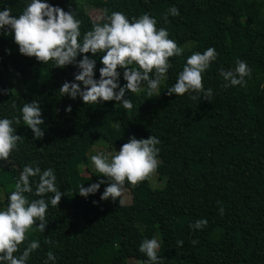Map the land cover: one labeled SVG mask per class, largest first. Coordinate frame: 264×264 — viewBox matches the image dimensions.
Here are the masks:
<instances>
[{"label":"trees","instance_id":"16d2710c","mask_svg":"<svg viewBox=\"0 0 264 264\" xmlns=\"http://www.w3.org/2000/svg\"><path fill=\"white\" fill-rule=\"evenodd\" d=\"M30 2L0 0V11L10 8L13 16H19ZM46 3L74 12L81 21V40L95 23L87 6L106 8L109 15L122 12L130 21L147 13L156 19L158 29H167L169 39L183 52L169 58L159 95L149 97L146 88L135 94L126 92L124 99L133 102L132 109L126 110L116 101L86 105L79 96L75 100L62 97L59 89L65 82H75L79 69L75 65L56 68L54 62L43 64L21 55L11 30H0V119L21 117L23 105L37 101L44 120V137L39 140L22 118L20 124L13 122L15 134L23 137L15 150L20 173L26 165L39 166L42 171L51 168L56 187L64 193L58 207L49 201L54 194L43 197L49 201L48 224L45 232L37 231L36 225L30 230V241H38L40 247L26 264H44L49 251L56 256L55 264L143 261L146 257L139 246L155 233L162 264H264V0H92L87 6L77 0ZM173 6L180 15H169L165 23L163 17ZM210 47L216 50L217 59L202 76L204 89L213 91L211 100H204L202 94L192 100L194 93L169 96L167 91L176 83L187 58ZM87 55L96 61L94 79L98 80L103 54ZM81 59L83 54L77 63ZM237 59L251 69L246 86L222 87L225 81L219 69H233ZM8 68L19 81H33L31 92L15 94L6 86L2 70ZM118 71V83L123 87L127 83L124 70ZM69 106L70 113L66 112ZM151 135L160 141L155 173L157 181H163L161 188L152 190L147 180L135 188L126 183L128 205L101 201L103 184L86 198L78 194L80 186L87 188L106 178L97 179L86 165L74 164L75 157L87 155L98 141L120 149L132 137L139 140ZM18 177L0 161V207L6 208ZM31 179L34 193L39 178ZM25 195L29 201L40 198ZM199 219L207 225L195 230L191 225ZM146 223L154 229L144 231ZM47 239L54 243H45ZM178 240L184 242L182 247ZM193 240L198 243L193 245ZM25 247L20 245L15 255Z\"/></svg>","mask_w":264,"mask_h":264},{"label":"clouds","instance_id":"9594fccd","mask_svg":"<svg viewBox=\"0 0 264 264\" xmlns=\"http://www.w3.org/2000/svg\"><path fill=\"white\" fill-rule=\"evenodd\" d=\"M169 15L179 16V9L175 6L169 8L163 17L165 23L168 22ZM96 19L103 22L94 23L81 40V21L75 17L74 12H66L42 0H31L19 16H13L10 8L0 11V30L6 27L11 30L21 55L34 57L43 64L54 62L56 68L75 65L79 69L74 76L75 82H65L59 89L62 97L67 95L75 100L79 96L86 105L116 101L124 109L131 110L133 102L124 99L126 92L135 94L146 88L149 97L159 95V86L170 67L169 58L180 56L183 52L175 40L169 39L167 29H158L156 19L147 13L130 21L122 12H112L109 15L105 8ZM89 53L92 56L103 54L99 80L94 79L96 61L89 58ZM82 54L83 59L77 63V57ZM217 55L216 50L211 47L203 53L195 52L190 55L176 83L168 89V95L175 94L178 97L194 93L190 98L196 100L202 94L204 100L210 101L213 91L211 88L204 89L202 74L216 61ZM118 69L124 70L123 79L127 83L123 87L118 83ZM219 75L225 81L222 87H243L246 86L245 78L251 76V69L246 62L237 59L233 69L225 70L221 66ZM12 107L15 108L16 105L13 104ZM20 111L21 117L14 120L0 119V161H7L12 152L17 150L18 142L23 139L15 134L14 121L20 124L22 118L23 124L31 129L34 139L44 137L41 130L44 120L41 119L39 103H25ZM66 112H71L70 106L66 108ZM159 143V139L152 135L139 140L132 137L118 152L91 156L95 172L106 180L102 179L87 188L82 185L78 194L86 198L95 194L101 184L107 182L101 201L111 199L115 202L119 199V204L122 205L126 183L135 188L156 172L159 165ZM35 177L39 179L33 193L31 178ZM26 193L40 198L29 201ZM48 193L54 194L49 197L50 204L58 207L64 193L56 187L54 171L51 168L42 171L39 166H24L14 190L7 198L6 208L0 210V264H26L30 255L39 249V242L32 240L20 255H15L20 252V245L25 242L34 225L37 231L45 232L49 201L43 197ZM219 211L222 215L224 210L221 207ZM206 225V220L199 219L191 227L199 230ZM45 243L53 244L54 241L47 239ZM183 243L182 240L177 241L178 246L182 247ZM191 243L195 245L198 241L193 240ZM160 246V241L155 237L144 239L139 252L146 259L137 261V264H162L158 256ZM55 260L56 256L49 251L44 264L49 261L55 264Z\"/></svg>","mask_w":264,"mask_h":264},{"label":"rangeland","instance_id":"374dc122","mask_svg":"<svg viewBox=\"0 0 264 264\" xmlns=\"http://www.w3.org/2000/svg\"><path fill=\"white\" fill-rule=\"evenodd\" d=\"M46 1L47 0H42V2H46ZM77 1L79 3H82V4H86L84 6H87V4H89V2L92 0H77ZM100 1H103V0H100ZM85 8H86V11L88 13L89 18L93 22H95V23L100 22L96 18L102 15L104 8L103 9H97V10L88 8V6ZM2 77L4 79L6 86L15 94L16 93L28 94L33 89V81H23V82L19 81L12 68L2 70ZM119 150L120 149L116 146H108V145L106 146L105 144H103V142L98 141L96 143V145H94L93 147L90 148L87 155H83V154L78 155L77 157L74 158L73 163L78 164V165H86L88 170L90 172H92L93 175L97 179H99L102 176H98V174L95 172V169L92 167L91 156L99 154V153H105V154L114 153L115 151L118 152ZM1 162H2L4 169L13 172L16 175H20L19 161L17 159L15 151L12 152V154L10 155V157L7 161H1ZM83 174H85V173L83 172ZM156 178H157L156 173H153L151 175V177L149 179H147L148 186L152 190L153 189H159L163 185V181L162 180L157 181ZM107 186H108L107 184H103V186H102L103 192ZM2 198H3L2 192L0 191V202L2 201ZM122 198L124 199V203L122 205H128L130 203V195L127 193V191H125ZM111 201L112 200L109 199L106 202L109 203ZM116 202L119 204V199H117ZM3 209L4 208L0 207V210H3ZM143 228H144V231H152L154 229L153 226L150 225L149 223H146ZM154 237L159 240V235L157 233L154 234ZM30 240H31L30 233H28L27 239L25 240L23 245L27 246L28 243L30 242ZM126 264H137V261L132 259V258H128V259H126Z\"/></svg>","mask_w":264,"mask_h":264}]
</instances>
